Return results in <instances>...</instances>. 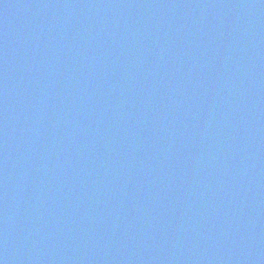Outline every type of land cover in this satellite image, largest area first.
I'll list each match as a JSON object with an SVG mask.
<instances>
[{"label":"water","instance_id":"obj_1","mask_svg":"<svg viewBox=\"0 0 264 264\" xmlns=\"http://www.w3.org/2000/svg\"><path fill=\"white\" fill-rule=\"evenodd\" d=\"M0 264H264V0H0Z\"/></svg>","mask_w":264,"mask_h":264}]
</instances>
